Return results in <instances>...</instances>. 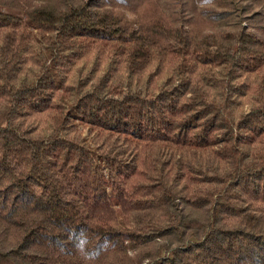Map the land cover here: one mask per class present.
<instances>
[{"label": "trees", "instance_id": "16d2710c", "mask_svg": "<svg viewBox=\"0 0 264 264\" xmlns=\"http://www.w3.org/2000/svg\"><path fill=\"white\" fill-rule=\"evenodd\" d=\"M0 264H264V0H0Z\"/></svg>", "mask_w": 264, "mask_h": 264}]
</instances>
